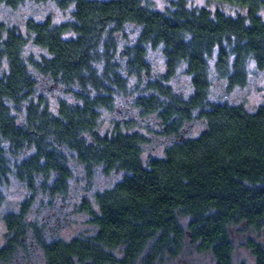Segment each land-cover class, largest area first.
<instances>
[{"label":"trees","instance_id":"trees-1","mask_svg":"<svg viewBox=\"0 0 264 264\" xmlns=\"http://www.w3.org/2000/svg\"><path fill=\"white\" fill-rule=\"evenodd\" d=\"M27 1L73 10L62 23L50 15L28 19V35L0 21V205L11 175L31 191L19 211L5 215L0 263L10 261L32 233L47 264H157L177 257L189 239L212 252L216 264H234L231 226L264 228V102L250 111L212 101L211 61L231 88L248 84L251 62L264 71V0H212L215 8L171 0L165 10L148 0L0 4ZM130 24L140 27L139 36L121 50L118 33ZM30 42L48 54L26 56ZM150 48L163 50L167 73L147 81L135 106L143 116H157L163 133L177 139L164 156L145 163L147 137L136 122L117 121L103 133L100 121L132 79L143 83L150 76ZM182 66L193 87L188 97L168 84ZM37 75L63 85L74 101L60 99L54 109ZM196 118L205 129L183 135ZM68 151L89 174L97 168L124 174L96 192L94 203L85 199L81 206L97 226L95 234L48 239L29 214L39 191L68 193ZM184 217L190 218L187 226ZM246 245L255 264H264V244L248 238Z\"/></svg>","mask_w":264,"mask_h":264},{"label":"rangeland","instance_id":"rangeland-1","mask_svg":"<svg viewBox=\"0 0 264 264\" xmlns=\"http://www.w3.org/2000/svg\"><path fill=\"white\" fill-rule=\"evenodd\" d=\"M156 9L165 10L170 6L171 0H148ZM191 6L215 8L212 0H189ZM226 11L234 13L236 8L225 6ZM73 8L63 9L54 1L35 2L27 1L18 7L0 4V21L8 25L17 26L24 34L28 35L26 22L28 19L43 21L47 16H52L56 23L68 21L72 17ZM264 15V12L262 13ZM140 33V27L130 24L123 32L118 33V46L123 50L126 46L133 44ZM48 52L30 42L25 49V55H34L39 58ZM149 61L152 69L151 74L143 83L136 79L130 82L131 88L127 93L115 95V107L113 110H102L100 130L103 133L110 132L117 121H134L136 127L145 134L147 143L144 145L143 158L148 163L152 157H162L166 148L174 143L176 136L165 135L162 126L154 114L141 115L135 106V97L138 92L147 89L149 80L166 76V58L161 48H150ZM215 58L212 64V88L210 98L212 101L228 102L231 104H244L250 111H255L264 102V71L257 68L255 62L250 63L249 80L246 86L231 88L226 78L220 77L215 70ZM38 76V75H37ZM39 77V76H38ZM40 92L46 95L54 109L58 106L60 99L74 101L72 95L66 91L63 85L55 83L48 78L39 77ZM138 83V84H135ZM168 84L178 93L188 97L193 90L191 77L182 66L173 76H170ZM206 127L203 119H194L186 123L182 130L183 135L197 136ZM30 152V151H29ZM70 154V165L73 170L70 179L69 191L66 195L52 196L49 193L40 192L32 201L29 217L31 221L38 224L48 239L65 238L70 239L80 235H92L98 231L96 225L91 222L90 215L82 210L81 206L85 199L94 203V195L98 191L113 187L123 178V172H112L106 174L102 168H97L89 174L85 167L79 163L72 152ZM5 196L0 205V246L7 241V226L5 215L9 212H17L21 209L23 202L31 196L27 185L11 175L9 182L2 186ZM188 217H184L183 223L187 226ZM231 235L235 244L234 264H255L256 257L251 249L247 247L248 238H254L264 244V228L257 230L244 224L231 226ZM0 264H47L42 249L37 245L33 234L25 239V244L18 248L16 255L7 262ZM141 264V263H140ZM157 264H216L215 258L210 251H200L197 244L190 239L186 242L184 250L175 258H166Z\"/></svg>","mask_w":264,"mask_h":264}]
</instances>
